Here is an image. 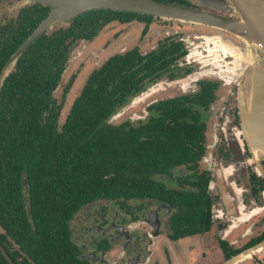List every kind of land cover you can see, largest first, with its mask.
Masks as SVG:
<instances>
[{"label": "flooded vegetation", "instance_id": "flooded-vegetation-1", "mask_svg": "<svg viewBox=\"0 0 264 264\" xmlns=\"http://www.w3.org/2000/svg\"><path fill=\"white\" fill-rule=\"evenodd\" d=\"M173 1L170 4L242 22L234 8L224 13L193 0ZM49 13L50 6L41 0H0V106L11 107L17 96L31 94L30 89L23 90L29 86L26 83L17 90V64L23 60L24 79L28 80L32 71L39 70L30 66L31 57L46 52L52 60L50 69H43L46 82L37 93L49 107L59 108L54 121L58 134L89 75L108 59L132 51L141 59L160 48L171 52L164 53L168 64L163 68H140L137 91L128 93L105 120V125L121 129L125 145L129 136L135 138L142 154L132 165L136 171L127 175L120 196L98 197L75 211L53 258L38 254L35 249L43 241H33L29 234L34 231L27 173L21 169L16 181L12 171L8 183L0 184V201L13 205L18 199L27 225L21 228L11 221L10 235L0 225V244L9 256L1 246L0 254L7 263L260 264L264 257V131L255 123L264 122V66L256 64H264V53L258 45L204 24L97 9L52 21L10 64L16 50ZM127 13L137 16L123 21L121 14ZM175 22L202 27L206 34L190 38L168 31L164 35V23ZM198 40L205 48L193 54L190 48ZM105 42L104 61L76 81L71 75L57 100L54 95L73 53L81 45L95 49ZM247 51L251 62L246 60ZM199 74L201 79L195 78ZM158 84L167 87L162 93L167 96L150 100L143 118L110 122L134 99L148 98ZM248 98L249 105L253 104L252 126L244 125L242 119L241 100ZM65 100L68 107L59 125ZM166 108L177 111L166 113ZM12 160L13 167L22 168L16 165L18 157ZM61 191L51 190L49 199H63Z\"/></svg>", "mask_w": 264, "mask_h": 264}, {"label": "trees", "instance_id": "trees-1", "mask_svg": "<svg viewBox=\"0 0 264 264\" xmlns=\"http://www.w3.org/2000/svg\"><path fill=\"white\" fill-rule=\"evenodd\" d=\"M172 3L173 0H155ZM137 15L121 14L123 21H130ZM98 28L96 26L92 32ZM161 48L143 59L135 51L108 59L99 69L89 75L80 96L69 109L62 133L55 132V117L59 110L49 107L46 99L37 92L39 85L46 82L43 69H50L51 58L46 52L31 57L30 79H24V62L19 60L16 69L17 90L21 84H29L31 94L17 96L13 106H0V184H7L11 172L16 181L22 169L27 173L29 191V217L34 233L33 241L41 242L35 249L38 254L53 258L52 252L58 241L65 240L67 222L82 205L98 197L114 198L122 194L127 175L135 172L132 166L142 155L137 151L135 138L128 137L125 145L120 128L105 125L106 118L125 96L137 91L141 83L140 68H163L168 64ZM51 74L48 73L47 77ZM54 85L58 76H55ZM177 108L166 113H176ZM9 115V119L3 117ZM18 157V169L13 167L12 158ZM58 192L63 199L50 200V191ZM11 206V208H10ZM1 227L10 235L11 221L21 228H27L18 199L0 201ZM13 209V211H12ZM11 231V232H10ZM1 249L6 256L8 250L3 243ZM44 246V247H42ZM51 255V256H50ZM0 264H8L0 254Z\"/></svg>", "mask_w": 264, "mask_h": 264}, {"label": "water", "instance_id": "water-1", "mask_svg": "<svg viewBox=\"0 0 264 264\" xmlns=\"http://www.w3.org/2000/svg\"><path fill=\"white\" fill-rule=\"evenodd\" d=\"M193 1L209 9L224 13H228L230 8H234L238 11L242 22L237 23L204 11L153 0H41L42 3L50 6V13L45 22L16 50L11 57L10 64L12 63L13 65L15 63L23 50L41 35L52 21L57 19L68 20L79 13L97 9L134 12L163 20L208 25L231 32L247 42L253 41L264 53V0ZM247 66L249 67L251 64ZM256 66H264V64L257 63ZM6 73L7 68L4 69V74L6 75ZM241 102L244 115V118H242L243 123L246 126H252L251 113L253 104L249 105V98L247 100L242 99ZM255 124L260 130L264 131V122H256Z\"/></svg>", "mask_w": 264, "mask_h": 264}, {"label": "rangeland", "instance_id": "rangeland-1", "mask_svg": "<svg viewBox=\"0 0 264 264\" xmlns=\"http://www.w3.org/2000/svg\"><path fill=\"white\" fill-rule=\"evenodd\" d=\"M163 34L167 35L168 31L169 32H177L176 34H180V35H184V36H190V38H193L194 36H198V35H202V34H206L202 27L199 26H192V25H188V24H183V23H164L163 25ZM133 39V37L130 38V41ZM107 44L108 42L103 43L100 47L92 49L90 46H86L81 45L71 56L70 61H69V66L67 68V70L64 72V74L61 77V81H60V87L58 89V91L55 93V98L58 100L61 94V90L62 88L65 86V84L67 83L68 78L71 75H75V81L77 79H79V76H84V73H86V75L88 73H90L94 68L98 67L102 61H104V58L106 55H104V51L107 48ZM133 44L131 43V45H129L128 47L131 48L133 47ZM202 48H205V46H202L200 44V41L198 40L197 42L194 43V45L192 44V47L190 48V50L192 49L193 54L195 52L201 51ZM248 59L246 60H253L252 56L248 53H246V56ZM255 58V57H254ZM194 65V64H193ZM189 66V65H188ZM197 68V67H195ZM200 71V70H199ZM198 71V72H199ZM197 72V71H196ZM202 74L199 75H195V78L197 79H201ZM81 80H79V83H81L83 81L82 78H80ZM74 81V82H75ZM167 89L166 86H162L160 84H158V86L155 88V92H152V94L146 98L144 101H140V99L142 98H136L134 99L128 106H126L124 109L120 110L119 112H117V114H115V116L110 120L111 123H118L121 122L123 120H131L132 122H135L141 118L144 117V108L146 106V104L151 100H154L156 98H162V97H166L167 95L162 94L163 92H165L164 89ZM77 92V90L75 91V93ZM74 93V94H75ZM67 98V97H66ZM68 107V104L66 103V100L63 104L61 113H60V117H59V121L58 124H61V120L63 118V116L65 115V111ZM212 112V111H211ZM214 116L211 119V122L214 120ZM261 262L260 264H264V257L263 259H260Z\"/></svg>", "mask_w": 264, "mask_h": 264}]
</instances>
